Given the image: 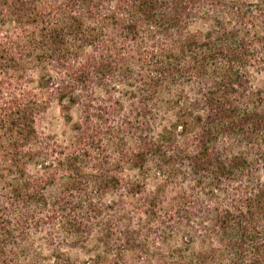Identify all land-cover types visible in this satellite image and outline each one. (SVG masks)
<instances>
[{
  "label": "trees",
  "instance_id": "trees-1",
  "mask_svg": "<svg viewBox=\"0 0 264 264\" xmlns=\"http://www.w3.org/2000/svg\"><path fill=\"white\" fill-rule=\"evenodd\" d=\"M263 173L264 0H0V264H264Z\"/></svg>",
  "mask_w": 264,
  "mask_h": 264
},
{
  "label": "rangeland",
  "instance_id": "rangeland-1",
  "mask_svg": "<svg viewBox=\"0 0 264 264\" xmlns=\"http://www.w3.org/2000/svg\"><path fill=\"white\" fill-rule=\"evenodd\" d=\"M47 116L54 126H59L61 124V113L55 104L50 107ZM262 179L264 180V173L262 174ZM67 254L75 261H86L94 255L92 243L87 244L86 248L67 250Z\"/></svg>",
  "mask_w": 264,
  "mask_h": 264
}]
</instances>
